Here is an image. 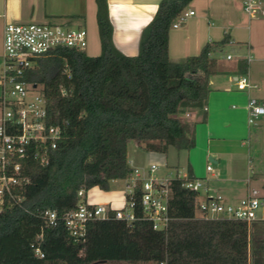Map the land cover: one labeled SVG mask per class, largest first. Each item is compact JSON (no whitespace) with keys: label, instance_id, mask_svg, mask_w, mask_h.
Returning a JSON list of instances; mask_svg holds the SVG:
<instances>
[{"label":"trees","instance_id":"1","mask_svg":"<svg viewBox=\"0 0 264 264\" xmlns=\"http://www.w3.org/2000/svg\"><path fill=\"white\" fill-rule=\"evenodd\" d=\"M192 1L161 0L141 32L137 56L127 57L112 44L106 0H95L100 55L61 49L37 61L27 81L41 87L48 124L60 129L61 139L47 164H25L30 182L22 206L0 213V264H249L247 224L196 218L197 197L182 181L170 184L166 231L142 220L128 225L110 213L89 222L84 240L76 242L62 221L76 209L80 190L108 192L112 181L130 176L129 142L163 155L194 147L176 115L199 111L206 121L209 79L218 74L229 41L209 42L179 61L169 58V32ZM246 69L239 60L240 74ZM46 210L56 212L57 226H45Z\"/></svg>","mask_w":264,"mask_h":264},{"label":"built area","instance_id":"2","mask_svg":"<svg viewBox=\"0 0 264 264\" xmlns=\"http://www.w3.org/2000/svg\"><path fill=\"white\" fill-rule=\"evenodd\" d=\"M244 13L251 19L264 18V0H237ZM194 12H184L172 25L179 28ZM3 51L0 62V213L21 207L24 201L22 190L30 182L25 174L28 161L45 165L51 151L61 139L60 129L48 124L47 109L39 85L27 81L28 74L36 68L37 61L61 49L85 51L87 33L84 29L72 28L66 24H7L3 30ZM232 60V56H226ZM246 72L236 78L239 92L256 90L250 82L248 64ZM247 124L254 126L264 116V103L256 98L247 102ZM158 167L132 170L125 181L124 205L112 210L103 205H89L83 190L77 194L76 209L67 213L62 221L71 238L83 241L86 225L93 221L112 218L128 225L146 221L154 231H166L172 221L169 215L170 184L182 181V187L197 197L196 218L218 221L232 220L264 222V193L251 190L236 204H228L221 196H210L205 181L190 179L185 172L175 171L163 179L153 174ZM212 172V166L206 167ZM138 191V197H136ZM203 197V198H201ZM46 227L57 226V214L46 210L42 213ZM42 240V235L38 238ZM34 247V246H32ZM34 254L42 258L39 248Z\"/></svg>","mask_w":264,"mask_h":264},{"label":"crops","instance_id":"3","mask_svg":"<svg viewBox=\"0 0 264 264\" xmlns=\"http://www.w3.org/2000/svg\"><path fill=\"white\" fill-rule=\"evenodd\" d=\"M160 1L106 0L108 19L112 27L111 40L119 53L127 57L137 56L141 32L152 20ZM187 9V12H194V15L188 18L190 19L188 24L182 29L177 28L169 32L168 54L172 61L196 56L207 43L219 42L224 37H228L229 45H232L233 51L222 54L217 62L218 74L209 79V94L204 110L206 121L201 123L202 112L199 111H190L186 115L197 124L191 128L189 134L196 140L199 139V142H204L205 155L209 161L206 167L212 166V172H208L209 179L205 180L208 194L221 196L226 203L234 205L249 191L256 189L250 186L249 181L245 182L239 177L241 175L239 171H226L221 167L214 172L213 168L214 165L220 166L221 160L228 153L241 158L246 156L250 161V173L264 175L263 163L257 171L256 167H252L249 151L251 148L250 146L247 148L249 142L246 143L243 138L247 135L250 141L252 137L257 136L258 132L251 127L258 129L262 126L259 124L264 120V116L259 118L258 124L255 123L254 126L247 124L246 128H241L236 124V119L241 115L246 118L247 123L249 98H256L264 103V80L259 76H251L253 64H264L263 52L256 44L261 42L258 37L264 35V20L256 19L258 23L253 24V31L251 21L255 19L247 17L246 20L241 8L232 0H193ZM96 13L95 0H0V59L5 25L29 23H59L84 29L86 33H90L89 53L96 55L100 50ZM228 55L233 59L227 60ZM248 57L251 59L248 64V77L251 83L257 85V89L239 92L236 89V78L240 76L238 62L241 59L245 61ZM257 70L259 71L258 67ZM167 154L163 157L165 163L168 160ZM128 165L132 170L145 169L142 162L134 161L131 164V160L128 159ZM173 169L177 171L178 167ZM224 171L229 175L222 176ZM185 173L188 175L190 173V177L195 178L191 168L185 170ZM115 182L110 183L109 190ZM104 193L97 188L91 189L86 194V203L103 205L112 210L123 207L124 191L119 203L114 200L113 193ZM253 258L264 261V222H253L248 225L249 264Z\"/></svg>","mask_w":264,"mask_h":264},{"label":"rangeland","instance_id":"4","mask_svg":"<svg viewBox=\"0 0 264 264\" xmlns=\"http://www.w3.org/2000/svg\"><path fill=\"white\" fill-rule=\"evenodd\" d=\"M232 1L237 6H239L242 10V6L240 2H238L237 0H232ZM187 10L188 9H186L185 12H187ZM242 12L244 14L245 19L247 20L248 16L244 13L243 10ZM254 19L255 20L251 21L252 30L254 29L253 24L258 23L257 20H261V21L264 20V18H259V17H256ZM189 21L190 19H187L185 23H182L181 25H179V29H182L185 26V24H188ZM172 30L173 29L171 28L170 31ZM255 36L258 37L257 35ZM89 39H90V33H87V47L85 49L86 54L89 55L90 57L99 56L101 53V46H100V40H99V35H98V29H97V39L99 41L98 43L100 46V50L98 53H96V55H90L91 53H89V49H88ZM259 39L261 40V42H256V44H257L258 49L263 52L262 56H264V35L259 36L258 40ZM231 48H232V45H227L226 47H224L223 54L231 53L233 51ZM1 57H2V52H1ZM219 58L221 57L219 56L218 60ZM0 62H1V59H0ZM220 62L223 63L222 60H220ZM231 63L233 64L234 62H231ZM257 67L259 71L257 70ZM251 76H256V77L259 76L260 78L264 80V64L263 65L253 64L252 69H251ZM187 113H190V111L185 112L182 110L178 115H176V117L179 118L187 126L188 131H190L191 128L197 124L192 122L191 121L192 119H189L187 117L186 115ZM236 124L238 127L246 128V125H247L246 118L244 119L242 115L239 116L236 119ZM256 124H258L257 121H256ZM263 124H264V120L260 122L259 125H262V126H259L258 129L251 127L252 129H254V131H257L258 134H256L257 136L252 137L250 141L248 140L247 135L243 137L245 138L244 140L246 143L249 142L247 145V148L248 146H250L251 148L249 151H250L251 161L253 162L252 167L253 166L256 167V171L259 168H261V165H260L261 163L264 164V125ZM192 137L194 140V147L191 149V151H186V150L177 151L174 148H170L168 151L169 153L167 154L168 160L166 163L163 161V157H165V155L159 154V153H153V152H146L142 150L141 148H139L136 145V143L132 141L129 142L128 144V159L131 160V164H133L134 161L142 162L144 168H148L150 165L157 166L158 171H156L153 174V177L156 179L165 178L169 174H172L175 172L173 167H178L177 171H180V172H185V170H187L188 168H191L193 176L195 177L193 179L205 181L206 179H209V173L205 169L206 165L209 162L208 156L205 155V144L204 142H199V139L196 140L194 136ZM150 156L153 158H151ZM221 161L222 163L220 166L214 165V168H213L214 172L217 170V168H221V167L223 170L225 169L226 171H229V170L239 171L240 173L239 172L237 173L241 174L239 176L240 178L245 180V182L249 181V184L252 188L258 190L261 194L263 193L264 175L259 176L258 174L253 175L252 173H250L249 158H247L246 156L241 158V156L239 157V156L227 153L225 158H223ZM228 175H229L228 172H225V171L222 172V176H228ZM241 184L244 185V183H241ZM123 191H125V181H116L114 184L111 185V190H109L108 192L109 194L113 193V196L115 198L113 199L117 203H119L121 202V194L123 193ZM104 264H121V263H104ZM251 264H264V261L253 258L251 261Z\"/></svg>","mask_w":264,"mask_h":264},{"label":"water","instance_id":"5","mask_svg":"<svg viewBox=\"0 0 264 264\" xmlns=\"http://www.w3.org/2000/svg\"><path fill=\"white\" fill-rule=\"evenodd\" d=\"M95 264H104V262H100V263H95Z\"/></svg>","mask_w":264,"mask_h":264}]
</instances>
